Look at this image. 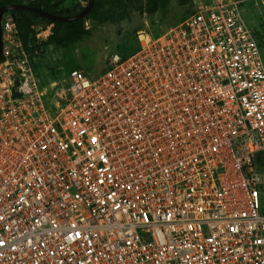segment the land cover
Returning a JSON list of instances; mask_svg holds the SVG:
<instances>
[{
  "label": "built area",
  "instance_id": "obj_1",
  "mask_svg": "<svg viewBox=\"0 0 264 264\" xmlns=\"http://www.w3.org/2000/svg\"><path fill=\"white\" fill-rule=\"evenodd\" d=\"M245 2L197 4L99 76L48 85L3 14L0 264H264V60Z\"/></svg>",
  "mask_w": 264,
  "mask_h": 264
},
{
  "label": "rangeland",
  "instance_id": "obj_2",
  "mask_svg": "<svg viewBox=\"0 0 264 264\" xmlns=\"http://www.w3.org/2000/svg\"><path fill=\"white\" fill-rule=\"evenodd\" d=\"M41 1L43 0H0V5ZM50 1H61L66 7L81 4L79 0ZM95 1L98 3V14L103 15L112 10V0ZM122 1L123 5L114 9L113 17L109 20L98 22L90 14L86 15L83 18L84 26L91 30V35L85 36L68 48L43 44L52 34L54 24L34 18L24 22V28L19 32L23 43L25 39L29 44L27 49H23L43 85L50 84L64 72V77L67 76L70 68L82 69L88 76L95 78L106 69L112 54L117 53L121 58H125L135 52L139 47L141 35L158 36L170 25L187 16L195 5L217 0H189L185 4L180 0H164L165 6H160L155 11H150L151 0ZM242 13L264 45V0H246ZM261 54L264 60V47Z\"/></svg>",
  "mask_w": 264,
  "mask_h": 264
},
{
  "label": "trees",
  "instance_id": "obj_3",
  "mask_svg": "<svg viewBox=\"0 0 264 264\" xmlns=\"http://www.w3.org/2000/svg\"><path fill=\"white\" fill-rule=\"evenodd\" d=\"M85 1H87V0H85ZM180 1L182 4H185L189 0H180ZM13 3H17V2H13ZM28 4H30L32 6H36L38 8H42L45 11L53 12V13L60 14V15L76 14L83 8L82 3L78 4V5L66 7V6L62 5L61 1L51 2L50 0H43L41 2H34V3H28ZM165 4L166 3L164 0H151L150 11H155V10H157L158 7L165 6ZM1 5H3V4H1ZM110 5L112 6V10H109L105 14L100 15L97 12L98 11V3L94 0V3L92 5L90 11L86 15L90 14L92 16V18H94L98 22H103V21L109 20V19H111V17H113L112 14L114 12V9L122 6L123 1L122 0H112L110 2ZM4 14L12 15L13 20L16 23V26L18 28L19 37L21 39L22 45L24 46L23 48H26V49H27V44H29V42H27L23 38L24 39V43H23V40H22V37H21L19 31H21L24 28V25H23L24 22H27V20H29L30 18L39 19L41 21L54 24V30H53L52 34L48 37V40L43 42L44 45L53 44L54 46H57V47L68 48V47L72 46L73 44H75L77 41L84 38L85 36L91 35V30L85 28V26H84V19L83 18L68 21V22L51 21V20H48L45 17L39 16V15H37L31 11L21 10V9L9 10V11L5 12ZM187 16H185V17H187ZM260 44H261V40H260ZM261 45H262V47H264L263 43ZM71 69H73V68H70L69 70H71ZM65 73L66 72H64L63 74H61L60 76H58L54 80H57V79L64 77Z\"/></svg>",
  "mask_w": 264,
  "mask_h": 264
},
{
  "label": "water",
  "instance_id": "obj_4",
  "mask_svg": "<svg viewBox=\"0 0 264 264\" xmlns=\"http://www.w3.org/2000/svg\"><path fill=\"white\" fill-rule=\"evenodd\" d=\"M94 0H87L86 3L83 5V8L76 14L71 15H60L53 12H48L43 10L42 8H38L36 6H32L28 3L17 2V3H6L0 6V54L2 49V39H1V20L2 16L5 12L9 10L21 9V10H28L31 11L39 16L45 17L51 21H58V22H68L72 20H77L84 18L86 14L90 11Z\"/></svg>",
  "mask_w": 264,
  "mask_h": 264
},
{
  "label": "crops",
  "instance_id": "obj_5",
  "mask_svg": "<svg viewBox=\"0 0 264 264\" xmlns=\"http://www.w3.org/2000/svg\"><path fill=\"white\" fill-rule=\"evenodd\" d=\"M36 76H37V75H36ZM37 77H38V76H37ZM38 79H39V77H38ZM39 80H40V79H39ZM53 81H55V80H53ZM53 81H52V82H53ZM40 83H41V81H40ZM41 84H42V83H41ZM42 85H43V84H42Z\"/></svg>",
  "mask_w": 264,
  "mask_h": 264
}]
</instances>
